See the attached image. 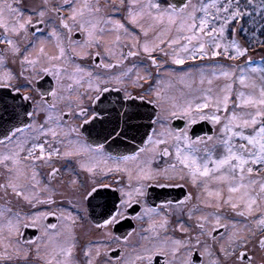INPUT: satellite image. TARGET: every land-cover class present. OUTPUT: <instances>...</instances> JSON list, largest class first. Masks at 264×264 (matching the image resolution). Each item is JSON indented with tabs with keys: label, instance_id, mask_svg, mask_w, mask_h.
I'll use <instances>...</instances> for the list:
<instances>
[{
	"label": "snow or ice",
	"instance_id": "6c2138e0",
	"mask_svg": "<svg viewBox=\"0 0 264 264\" xmlns=\"http://www.w3.org/2000/svg\"><path fill=\"white\" fill-rule=\"evenodd\" d=\"M0 264H264V0H0Z\"/></svg>",
	"mask_w": 264,
	"mask_h": 264
},
{
	"label": "flooded vegetation",
	"instance_id": "af4514ba",
	"mask_svg": "<svg viewBox=\"0 0 264 264\" xmlns=\"http://www.w3.org/2000/svg\"><path fill=\"white\" fill-rule=\"evenodd\" d=\"M180 123V122H177ZM129 224H131V226H135L134 222H129Z\"/></svg>",
	"mask_w": 264,
	"mask_h": 264
},
{
	"label": "water",
	"instance_id": "95a60500",
	"mask_svg": "<svg viewBox=\"0 0 264 264\" xmlns=\"http://www.w3.org/2000/svg\"><path fill=\"white\" fill-rule=\"evenodd\" d=\"M31 233V230H29V234Z\"/></svg>",
	"mask_w": 264,
	"mask_h": 264
}]
</instances>
